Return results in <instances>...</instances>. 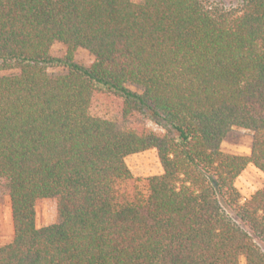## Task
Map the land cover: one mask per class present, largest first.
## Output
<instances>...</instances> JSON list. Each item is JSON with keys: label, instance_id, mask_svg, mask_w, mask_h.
I'll use <instances>...</instances> for the list:
<instances>
[{"label": "trees", "instance_id": "16d2710c", "mask_svg": "<svg viewBox=\"0 0 264 264\" xmlns=\"http://www.w3.org/2000/svg\"><path fill=\"white\" fill-rule=\"evenodd\" d=\"M0 64L18 71L0 72V264H264V187L242 202L235 185L264 173V0H0ZM95 93L119 118L90 112ZM234 128L250 156L222 150ZM151 149L163 173L145 197L126 158ZM45 199L58 220L38 228Z\"/></svg>", "mask_w": 264, "mask_h": 264}, {"label": "rangeland", "instance_id": "374dc122", "mask_svg": "<svg viewBox=\"0 0 264 264\" xmlns=\"http://www.w3.org/2000/svg\"><path fill=\"white\" fill-rule=\"evenodd\" d=\"M140 3L141 0H133ZM210 4L220 5L230 8L234 5V0H208ZM67 49L61 43H55L51 49V56L54 58H64ZM95 61L94 56L85 49H78L75 54V62L83 67H90ZM65 71L63 67H51L48 72L53 75L61 74ZM0 72L3 75L15 74L14 69H5L0 64ZM122 109V101L115 96L105 93H95L92 99L90 112L95 116L105 118H119ZM158 134H163V129L153 123L140 124ZM253 142V134L242 128H234L222 144L225 153L239 156H250ZM126 164L131 171L132 179L128 183L130 190L140 192L147 197L148 179L159 176L163 173L157 151L151 149L139 154H134L126 158ZM236 187L242 195V202L248 200L253 194L264 187V173L253 165H249L236 180ZM37 226L38 228L48 227L58 220V203L54 199H45L37 203ZM13 240V225L11 216V205L8 193L0 190V247L10 244ZM264 253V244L258 240ZM240 264H246L241 258Z\"/></svg>", "mask_w": 264, "mask_h": 264}]
</instances>
